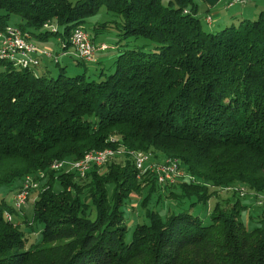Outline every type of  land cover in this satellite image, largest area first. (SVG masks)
<instances>
[{"label":"trees","instance_id":"trees-1","mask_svg":"<svg viewBox=\"0 0 264 264\" xmlns=\"http://www.w3.org/2000/svg\"><path fill=\"white\" fill-rule=\"evenodd\" d=\"M103 10L114 19L93 30H116L119 53L98 81L0 57V191L14 187L0 195V264H264V206L230 190L264 194V11L211 31L195 0H0V32L16 15L32 42L59 37V54ZM107 148L126 154L84 173L51 169ZM133 152L178 160L186 177L162 186ZM28 176L39 188L27 224L42 225V243L27 247L13 197ZM213 198L205 223L190 209ZM164 200L175 208L163 214ZM134 201L147 222L128 242Z\"/></svg>","mask_w":264,"mask_h":264},{"label":"rangeland","instance_id":"rangeland-1","mask_svg":"<svg viewBox=\"0 0 264 264\" xmlns=\"http://www.w3.org/2000/svg\"><path fill=\"white\" fill-rule=\"evenodd\" d=\"M106 14L108 15L106 18H103V15ZM114 16L110 13L107 14L104 10L101 11L98 15L96 16H92L90 18H88L86 20V22L84 23L83 27L85 28V30L89 33V35L91 36L93 42L98 45V47L100 46L101 43L106 44L109 49L106 51L105 56L103 58H107V59H103L102 55L99 56L102 59H99V61L91 63V64H87V63H83V64H78V61L75 60L76 57L70 56L69 59H60L61 62L60 64H56L54 62V60L52 61V63L49 65L50 70H51V75L56 76L59 73V70L61 67H67V74L69 76H75V75H79V74H83L86 73L87 76H91L92 79H95L98 81L99 79V74L101 73V71H105L106 73H111L110 69L112 68V63L114 61V59H116V57L118 56L119 50L117 49V45L119 43V37H118V32L116 30H114L112 27H109L106 31L96 35L95 31L93 30V26L95 25V23H103L106 20H113ZM10 25H17L19 23H21V19L20 17L16 16V15H12L11 18L8 20L7 22ZM203 26L205 29L210 30L209 27L206 25V23H204V20H202ZM43 31H46V29H43ZM130 40L133 39H129L128 41L125 42H129ZM125 42H123V44H125ZM44 46L46 47L49 51H51L55 57V54L60 50V39L59 37L55 36V35H49L48 39L43 42ZM134 43V42H133ZM2 46V43L0 41V47ZM69 49V48H68ZM61 53V51L59 52ZM73 57V58H72ZM152 159V158H151ZM56 190H62V186L57 184L56 185ZM12 189H14V187L11 188H5L4 190H2V192L0 191V195L4 194L8 200L11 197V193H12ZM36 193V192H35ZM36 195L33 193L31 194V198L30 201L27 202V204L24 206V211L27 215V217L24 216V221L22 222L23 224L20 225L21 229L24 231L26 238L29 239V243L27 244L28 246L31 245H36V244H41L42 243V225L38 222L33 223L34 228L31 229L30 226H28V222L30 221L32 223L33 221V197H35ZM220 199L222 198H226V197H232L231 192H221ZM251 196V194L246 195L245 197ZM256 197V196H255ZM254 199V197H252ZM234 199V198H231ZM226 200V199H224ZM28 201V200H27ZM216 200L213 198L211 199V201L209 203H207V205L204 204H198L197 206H190L189 202H185L183 206H181V208H187L189 209L190 207L192 209H190L193 213L200 215L203 220L205 221V223H208L209 220V213H210V207L212 208L214 205V202ZM258 203H262L264 204V199L261 200H257ZM262 201V202H261ZM11 202V201H9ZM12 203V202H11ZM135 201L133 203H131V205H129V208L125 209V224L128 227V233H127V238L126 240L128 242H130L132 240L133 237V230L136 226V224L138 222L144 223L147 222V220L144 219V210L140 205H136L134 204ZM249 203V207H253L254 202L252 201V204L250 202V200H248ZM162 205H164V209H162L163 214L165 212H167V209L169 208L172 209L175 208V204H172L171 201L169 200H164ZM161 205V207H162ZM207 208H209L207 210ZM24 214V213H23ZM244 219L247 222L248 221V214L247 212L244 213Z\"/></svg>","mask_w":264,"mask_h":264},{"label":"bare ground","instance_id":"bare-ground-1","mask_svg":"<svg viewBox=\"0 0 264 264\" xmlns=\"http://www.w3.org/2000/svg\"><path fill=\"white\" fill-rule=\"evenodd\" d=\"M208 21H209V19H208ZM80 28H81V26L74 28L71 36L74 35L75 33L80 32ZM51 29L53 31L56 30L55 28H51ZM12 31H20V33H22L20 29H18L17 27H13V26H12ZM81 35H89V33L84 29V27L81 28ZM0 41L2 43L1 47H4V40H0ZM18 44H20L22 46L30 47V48H25L26 61H30V63H36V65H33V64H30V63H20V64L15 63L17 66H19V67H21L23 69L24 68L25 69L38 68L40 66V64H41V60H38V56H40V54H46V52L48 54H53L46 47L39 46V44L37 45L36 43L32 42L29 38H27V36H25V35H18ZM103 45H105V44H103ZM107 49H109V47ZM99 50H101V49H99ZM7 52H8V54H16L17 53V45H7ZM97 52H96V54H97ZM61 53H69V49L67 47L66 48H62ZM72 56L76 57L77 59H80L81 61L89 63L85 59V57L83 55H72ZM0 57L7 59V54H1L0 53ZM66 57H70V56H66ZM95 58H96V55H95ZM47 59H51V58H47ZM51 60H54V59H51ZM95 62H96V60H95ZM89 64H91V63H89ZM125 154H126V152L124 150H115V149H109V148H107L105 150H100V151H92V152L87 153L84 156V158H82L79 161H75V162L55 161V162L52 163L51 169L52 170H61L63 168L68 167V168H71V169L76 170V171L81 173L82 168L91 167L93 165V160H90L89 157H98V162H95V165L98 166V167H102L106 163L110 162V158L114 159V158H116L118 156L125 155ZM149 156H151V155L148 154V153L133 152V153H131V157L130 158H132V160L135 163L137 169L141 170V171H144V172L148 171L149 167H154L155 166L156 170H165V167H167L168 171H160V181L163 182V183H171V175H169V173H171V174H180V173H182L183 174V175H180V176H176L174 178V183L173 184H175L178 180H181L184 177H186V174L181 169V165H180L178 160L167 159V160H165V161H163L161 163H156V162H153L151 160V157H149ZM142 157H148V158L141 159ZM148 172L155 173L156 177H157V180H158L159 171H148ZM26 179H33V180H31V188L24 195V205H26L27 200H28L31 192L34 189H38L39 188L38 181H36L33 177L28 176V177L25 178V180ZM170 185H172V184H170ZM230 190L238 192L241 197H245L246 195L251 194V193L248 192V190L245 187H242V186L233 187V188H230ZM251 197H255V195L251 194ZM261 199H264V194H259L258 195V200H261ZM13 204H14V208H16L18 211H21V204L20 203H13ZM6 217L9 220L12 219V215L9 214V213L6 214Z\"/></svg>","mask_w":264,"mask_h":264},{"label":"built area","instance_id":"built-area-1","mask_svg":"<svg viewBox=\"0 0 264 264\" xmlns=\"http://www.w3.org/2000/svg\"><path fill=\"white\" fill-rule=\"evenodd\" d=\"M250 0H230L228 5L230 7L235 6V5H243L246 4ZM209 21H211V18H209ZM46 28H58L57 25L55 24H46ZM83 28V27H81ZM81 28L80 32L75 33L74 35L70 36L69 43V53H59L55 54V57L53 54H40L38 56V60H41L42 58H51L54 59L55 61L59 60L61 57H66V56H72V55H83L85 59L89 63L95 62L96 58V52L101 49V50H106L108 48L107 45H102L98 47L92 40L90 35H81ZM18 35H24L23 33H20V31H12V26H9L5 29V31L0 32V40H4V47H0V53L1 54H7V60L13 63H30V61H26V56H25V48H30L28 46H22L18 44ZM7 45H17V53L16 54H8L7 52ZM33 65H36V63H30ZM152 156V155H151ZM149 156V157H151ZM148 157H142L141 159H146ZM90 160H93V166H95V162H98V157H89ZM110 161H113V158H110ZM88 169L90 167H84L81 170V173L88 172ZM148 171H159V178L157 180L158 184L160 185H167V184H173L174 183V178L176 176L183 175L182 173L180 174H171V183H163L160 181V171H168L167 167H165V170H156L155 166L154 167H149ZM31 180L33 179H26L25 181L22 182L20 189L16 192V195L13 197V203H20L21 204V210L23 209L24 205V195L26 192L31 188ZM258 195V194H257ZM255 201V206L256 207H262L264 204L262 203H257V197L253 199Z\"/></svg>","mask_w":264,"mask_h":264},{"label":"crops","instance_id":"crops-1","mask_svg":"<svg viewBox=\"0 0 264 264\" xmlns=\"http://www.w3.org/2000/svg\"><path fill=\"white\" fill-rule=\"evenodd\" d=\"M195 1L198 7V17L204 20V23H206V25L209 27L211 31H217L223 29L225 26L229 25L232 22L234 23L243 20H252L256 18L260 12L264 11V0H250L246 4L243 5L238 4L232 7L228 6L230 0H195ZM107 16L108 15L104 14L103 18H106ZM209 18H211V21H208ZM33 42H35L37 45L39 44V46L42 47L44 46V43L42 41L34 40ZM103 44L104 43H101L100 46ZM107 50H99L96 54V59L98 61L99 59H102L105 56ZM101 55L102 58L99 57ZM61 59H69V57H62ZM103 59H107V58H103ZM51 62H52L51 59L42 58L41 64L36 70V72L41 74L47 70H50L49 65L51 64ZM23 213H24L23 215L15 214V219L17 220V223L19 225L23 224L22 222L24 221V216L27 217L25 211H23ZM248 218H249V214H248Z\"/></svg>","mask_w":264,"mask_h":264}]
</instances>
